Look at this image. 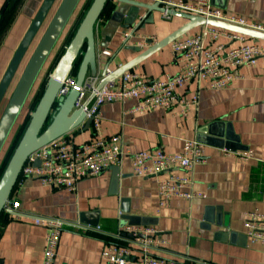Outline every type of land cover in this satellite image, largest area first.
I'll list each match as a JSON object with an SVG mask.
<instances>
[{
	"label": "crops",
	"instance_id": "crops-1",
	"mask_svg": "<svg viewBox=\"0 0 264 264\" xmlns=\"http://www.w3.org/2000/svg\"><path fill=\"white\" fill-rule=\"evenodd\" d=\"M43 1L22 0L20 9L38 11ZM9 2L0 0V16ZM212 4L229 19L264 25V0H212ZM128 11L127 5L111 0L96 25L97 76H103L107 69L113 73L139 56L127 47L140 48L143 53L186 24L177 17L165 21L163 15L154 13V23L145 24L128 41L130 32L122 31L118 16ZM13 28L6 32L0 52ZM222 44L227 49L237 46L222 40L214 47ZM12 56L0 65V82ZM133 72L149 80H163L166 75H175L177 68L167 47ZM236 75L238 78L223 91H210L197 82L178 91L179 100L194 101L187 117L180 115L179 107L170 112L132 114L135 101L101 109L104 135L120 136L124 149L132 153L177 154L185 141L207 142L204 162L189 174L194 192L205 199H176L158 213V179L134 177L128 161L81 181L76 193L43 188L34 179L18 181L10 202H18L21 213L66 222L56 264H104L102 252L110 244L120 243L116 234L125 226L156 228L164 242L158 258L181 264H264V247L252 244L244 228L246 214L264 212V61L238 69ZM69 135L79 145L93 138L91 130L78 129ZM249 152L253 159L248 162L227 156ZM47 233L45 226H35L32 220L18 221L4 212L0 217V264H43Z\"/></svg>",
	"mask_w": 264,
	"mask_h": 264
},
{
	"label": "built area",
	"instance_id": "built-area-1",
	"mask_svg": "<svg viewBox=\"0 0 264 264\" xmlns=\"http://www.w3.org/2000/svg\"><path fill=\"white\" fill-rule=\"evenodd\" d=\"M166 12H179L207 20L230 23L264 34V25L248 24L239 19H229L215 9L211 0H197L194 4L182 1L165 3ZM165 21L173 17L163 15ZM129 39V35H126ZM222 40L237 46L227 49L225 45L214 47ZM169 54L177 68L175 75H166L163 80H149L136 72H128L112 83L98 88L100 82L112 75L108 69L103 76L87 79L75 103L74 110L82 111L85 121L92 120L90 130L93 138L76 144L70 135L57 139L29 157L20 179H34L43 188L65 190L76 193L81 181L99 177L105 172L129 162L136 178L158 179V213L176 199L194 201L205 199L194 192L193 177L189 175L204 162L205 146L194 141H185L181 153L168 154L163 151L132 153L124 149L120 136L108 138L101 124V109L105 105L137 102L132 114L146 115L154 111L170 112L181 109L180 115L187 117L191 104L179 100L177 92L197 82L210 91L228 89L238 78L241 68H251L264 61V43L224 32L214 28H203L189 34L169 46ZM76 78L70 74L62 82L57 100L66 98L75 88ZM83 129V128H80ZM227 156L248 162L253 153H227ZM40 163V167L34 165ZM19 179V180H20ZM5 213L14 219L32 220L35 226L47 227L43 264H56L62 231L66 222L59 219L29 217L20 212L18 202H8ZM244 228L252 244L264 247V212L245 215ZM118 244H110L101 255L104 264H181L177 260H166L156 255L164 242L154 227L125 226L116 234Z\"/></svg>",
	"mask_w": 264,
	"mask_h": 264
},
{
	"label": "water",
	"instance_id": "water-1",
	"mask_svg": "<svg viewBox=\"0 0 264 264\" xmlns=\"http://www.w3.org/2000/svg\"><path fill=\"white\" fill-rule=\"evenodd\" d=\"M56 1L57 0L43 1L14 53L0 82V107ZM110 1L111 0H93L72 41L58 63L53 76L49 80L38 105L31 114L28 125L0 178V217L10 201L11 195L20 179L21 172L30 156L57 139L80 128H83L84 131L90 130L92 120L85 121L84 113L82 111H75L74 106L79 97V91L85 84L88 76L92 78L97 76L95 29ZM116 1L129 7L127 13L118 15L122 21V31H124L125 34L130 32L128 41L134 37L145 24L154 23V13L161 15L168 13L172 17L183 19L186 21V24L143 53H141L140 48L127 47L128 50L132 52L140 53L139 56L120 67L109 77L103 79L98 86L99 89L118 80L124 74L133 71L153 55L195 30L206 27L214 28L264 43V34L248 28L220 21L207 20L179 12H166L160 0H153L154 3L152 5L136 1ZM81 2L82 0H62L46 31L28 60L0 118V157L46 63L58 45ZM81 56L82 60L75 77V88L66 98L57 100L62 82L68 75L72 74L74 65ZM198 143L209 145L207 142L200 140ZM223 148L228 150V147L223 146ZM34 167H40V163L37 162Z\"/></svg>",
	"mask_w": 264,
	"mask_h": 264
},
{
	"label": "rangeland",
	"instance_id": "rangeland-1",
	"mask_svg": "<svg viewBox=\"0 0 264 264\" xmlns=\"http://www.w3.org/2000/svg\"><path fill=\"white\" fill-rule=\"evenodd\" d=\"M62 0H57L51 13L49 14L46 22L44 23L40 33L38 34L35 42L33 43V45L31 46L29 52L27 53L1 107H0V118L1 115L24 71L25 66L27 65L28 60L30 59L32 53L34 52L38 42L40 41L41 37L43 36L44 32L46 31L49 23L51 22L53 16L55 15L57 9L59 8L60 4H61ZM93 0H82V2L80 3L78 9L76 10L72 20L70 21L68 27L66 28L63 36L61 37L58 45L56 46L55 50L53 51L52 55L50 56L48 62L46 63L27 103L26 106L16 124V127L14 128V131L0 157V177L5 169V167L7 166V163L10 159V157L12 156L14 149L16 148L19 139L21 138V135L23 133V131L25 130L29 120H30V116L31 114L34 112L36 106L39 103V100L41 99L45 88L49 82V80L51 79V77L53 76V73L58 65V63L60 62L61 58L63 57L66 49L68 48L70 42L72 41L78 27L80 26L81 22L83 21L86 13L88 12L91 4H92ZM33 12V13H32ZM37 10L32 11V9L27 8L26 11H22V9H20V4L17 5L16 7L11 6L10 7V11L6 14L5 16V24L3 26V33L1 35V39H0V46L3 44L4 40V36L6 35V32H8V30L12 27L13 31H12V35L11 38L9 40V42L7 43V45L3 48V50L0 52V65L2 62H4V59H6V57L9 55V57L11 55H14V53L16 52L15 49L17 43L21 42L22 37H24L25 32H27L26 30L29 28L30 23H32L34 16L36 15ZM30 14L31 17H28ZM19 16V17H18ZM21 16V18H20ZM17 18V19H16ZM22 19V21H21ZM15 20V22H14ZM27 21V23L23 22V21ZM10 27V28H9ZM10 34V33H9ZM15 39H17V41H15ZM19 40V41H18ZM15 42V43H14ZM19 45V44H18ZM12 46L15 48L14 51L12 49ZM18 47V46H17ZM13 57V56H12ZM11 60V59H10Z\"/></svg>",
	"mask_w": 264,
	"mask_h": 264
},
{
	"label": "trees",
	"instance_id": "trees-1",
	"mask_svg": "<svg viewBox=\"0 0 264 264\" xmlns=\"http://www.w3.org/2000/svg\"><path fill=\"white\" fill-rule=\"evenodd\" d=\"M21 1L22 0H10V2H9V5H8V7L5 9V10H3V12H2V15L0 16V39H1V35H2V33H3V26H4V24H5V16H6V14L10 11V7L11 6H13V7H16L17 5H19L20 3H21ZM111 2V1H110ZM109 2V3H110ZM109 3L107 4V6H106V8H105V10H104V12H103V14L105 13V11L107 10V8H108V5H109ZM103 14H102V16H103ZM5 27V26H4ZM81 60H82V56L77 60V62L75 63V65H74V69H73V72H72V75L74 76V77H76V74H77V71H78V68H79V66H80V63H81ZM28 125V124H27ZM27 127V126H26ZM26 129V128H25ZM25 131V130H24ZM24 131H23V133H24ZM23 133H22V135H23ZM22 135H21V137H22ZM21 139V138H20ZM20 139H19V141H20ZM19 143V142H18ZM18 145V144H17ZM17 147V146H16ZM15 150V149H14ZM11 158V157H10ZM10 160V159H9ZM9 162V161H8ZM8 164V163H7ZM6 168V167H5ZM5 170V169H4ZM4 172V171H3ZM3 174V173H2ZM2 176V175H1ZM1 178V177H0ZM4 213V212H3Z\"/></svg>",
	"mask_w": 264,
	"mask_h": 264
}]
</instances>
